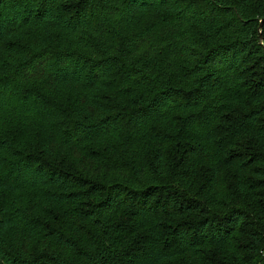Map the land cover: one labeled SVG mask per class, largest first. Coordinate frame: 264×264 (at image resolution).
<instances>
[{
  "label": "trees",
  "instance_id": "obj_1",
  "mask_svg": "<svg viewBox=\"0 0 264 264\" xmlns=\"http://www.w3.org/2000/svg\"><path fill=\"white\" fill-rule=\"evenodd\" d=\"M177 261L264 264V0H0V264Z\"/></svg>",
  "mask_w": 264,
  "mask_h": 264
},
{
  "label": "rangeland",
  "instance_id": "obj_2",
  "mask_svg": "<svg viewBox=\"0 0 264 264\" xmlns=\"http://www.w3.org/2000/svg\"><path fill=\"white\" fill-rule=\"evenodd\" d=\"M172 264H186V263H185V262L182 263L181 261H177V262H174V263H172Z\"/></svg>",
  "mask_w": 264,
  "mask_h": 264
},
{
  "label": "water",
  "instance_id": "obj_3",
  "mask_svg": "<svg viewBox=\"0 0 264 264\" xmlns=\"http://www.w3.org/2000/svg\"><path fill=\"white\" fill-rule=\"evenodd\" d=\"M262 23H263V21L260 22V27H261Z\"/></svg>",
  "mask_w": 264,
  "mask_h": 264
}]
</instances>
